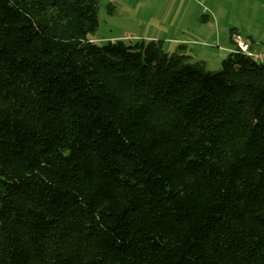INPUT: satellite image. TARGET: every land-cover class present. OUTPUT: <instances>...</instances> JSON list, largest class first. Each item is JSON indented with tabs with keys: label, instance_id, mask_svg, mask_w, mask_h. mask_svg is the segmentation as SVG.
Listing matches in <instances>:
<instances>
[{
	"label": "trees",
	"instance_id": "trees-1",
	"mask_svg": "<svg viewBox=\"0 0 264 264\" xmlns=\"http://www.w3.org/2000/svg\"><path fill=\"white\" fill-rule=\"evenodd\" d=\"M97 11L0 0V264H264V66Z\"/></svg>",
	"mask_w": 264,
	"mask_h": 264
},
{
	"label": "rangeland",
	"instance_id": "rangeland-1",
	"mask_svg": "<svg viewBox=\"0 0 264 264\" xmlns=\"http://www.w3.org/2000/svg\"><path fill=\"white\" fill-rule=\"evenodd\" d=\"M97 6L94 44L162 41L167 54L183 45L191 62H204L210 73L232 47L229 31L264 45V0H97Z\"/></svg>",
	"mask_w": 264,
	"mask_h": 264
},
{
	"label": "built area",
	"instance_id": "built-area-1",
	"mask_svg": "<svg viewBox=\"0 0 264 264\" xmlns=\"http://www.w3.org/2000/svg\"><path fill=\"white\" fill-rule=\"evenodd\" d=\"M232 39L235 37L232 36ZM237 47L238 49L247 57H249L252 61L255 63L261 64L264 66V52L261 50H253L249 48V45L245 42H239L237 41Z\"/></svg>",
	"mask_w": 264,
	"mask_h": 264
},
{
	"label": "crops",
	"instance_id": "crops-1",
	"mask_svg": "<svg viewBox=\"0 0 264 264\" xmlns=\"http://www.w3.org/2000/svg\"><path fill=\"white\" fill-rule=\"evenodd\" d=\"M235 38L234 39H232V47L230 48V49H228L227 51H228V53L229 52H231V51H233V49L235 48V46H237V41H239V42H245V43H247V44H249V45H251V49H253V50H261V51H263L264 52V45H263V42L261 43V45H258V44H255L256 43V41L255 42H253V40L251 39V40H248V39H246V40H243L242 38H240V36L239 35H233ZM205 64V63H204Z\"/></svg>",
	"mask_w": 264,
	"mask_h": 264
}]
</instances>
